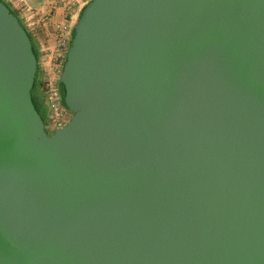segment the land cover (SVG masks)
Masks as SVG:
<instances>
[{"label":"water","instance_id":"obj_1","mask_svg":"<svg viewBox=\"0 0 264 264\" xmlns=\"http://www.w3.org/2000/svg\"><path fill=\"white\" fill-rule=\"evenodd\" d=\"M0 2V264H264V0H90L49 135Z\"/></svg>","mask_w":264,"mask_h":264},{"label":"built area","instance_id":"obj_2","mask_svg":"<svg viewBox=\"0 0 264 264\" xmlns=\"http://www.w3.org/2000/svg\"><path fill=\"white\" fill-rule=\"evenodd\" d=\"M54 2L62 5L66 0H54ZM71 39L72 35L68 28L65 25H58L52 46L43 51L38 62L40 94L48 109L45 123L52 133L64 128L71 121L70 111L64 104L59 86L60 76L71 47Z\"/></svg>","mask_w":264,"mask_h":264},{"label":"crops","instance_id":"obj_3","mask_svg":"<svg viewBox=\"0 0 264 264\" xmlns=\"http://www.w3.org/2000/svg\"><path fill=\"white\" fill-rule=\"evenodd\" d=\"M7 2L10 3L12 0ZM23 2L26 11L23 10L19 17L30 26L29 32L35 39L39 53L42 55L45 49L52 46L58 25H65L71 35L73 34L82 10L90 0H66L62 5H54L53 0H23ZM51 4L54 8L53 15L46 21V16L41 15L40 12H48Z\"/></svg>","mask_w":264,"mask_h":264},{"label":"trees","instance_id":"obj_4","mask_svg":"<svg viewBox=\"0 0 264 264\" xmlns=\"http://www.w3.org/2000/svg\"><path fill=\"white\" fill-rule=\"evenodd\" d=\"M0 2L2 3H5L6 6L12 11V13L19 18L18 16V13L12 8V6L6 1V0H0ZM84 10V9H83ZM82 10V12H83ZM20 19V18H19ZM20 22L22 24V26L27 30V33L29 35V37L31 38L32 40V43H33V50H34V53L36 54V57L38 59V62L40 60V53H39V48L37 46V43L35 41V39L32 37V34L29 32V29L27 28L25 22L23 20L20 19ZM76 27V26H75ZM74 36H75V29H74V32L72 34V39H71V44H72V41L74 39ZM40 87V82H39V76H38V72H37V75H36V78H35V85H34V88L32 90V100H33V103L35 105V107L38 105V104H41L43 103L44 101V98L42 97V95H40V93L38 92V89ZM62 96H63V100H64V104H65V89H64V86L62 85ZM66 105V104H65ZM42 117V116H41ZM43 120L46 121V115L42 118Z\"/></svg>","mask_w":264,"mask_h":264},{"label":"rangeland","instance_id":"obj_5","mask_svg":"<svg viewBox=\"0 0 264 264\" xmlns=\"http://www.w3.org/2000/svg\"><path fill=\"white\" fill-rule=\"evenodd\" d=\"M6 1H9V0H6ZM54 1V0H53ZM9 3V2H8ZM55 3V2H54ZM54 3H52V4H54ZM11 6H12V8L18 13V16H20L21 15V12H23V10H25V4H24V2H23V0H12V2H10L9 3ZM52 4H51V6H50V8H49V11L48 12H40V13H42L41 15H44V16H46L45 17V20L46 21H48V19L49 18H51V16L50 15H53V12H52V10L54 11V8L52 7ZM54 5H56V3L54 4ZM26 11V10H25ZM29 12V11H28ZM20 18V17H19ZM25 24H26V26H27V28L28 29H31L30 28V26L28 25V23H26L25 22ZM70 119H72L73 118V116H74V114L72 113V112H70ZM47 130L50 132V134H54V133H52L48 128H47Z\"/></svg>","mask_w":264,"mask_h":264},{"label":"flooded vegetation","instance_id":"obj_6","mask_svg":"<svg viewBox=\"0 0 264 264\" xmlns=\"http://www.w3.org/2000/svg\"><path fill=\"white\" fill-rule=\"evenodd\" d=\"M59 86H60V89L62 90V84H61V82L59 81ZM38 92L40 93V89H38ZM41 95V94H40ZM36 108H37V110H38V112H39V114L42 116V118L46 115V113H47V104H46V102L45 101H43V103H41V104H38L37 106H36ZM44 123H45V120H44ZM45 128H46V131H47V133L49 134V135H52V134H50V132L47 130V125H46V123H45Z\"/></svg>","mask_w":264,"mask_h":264}]
</instances>
